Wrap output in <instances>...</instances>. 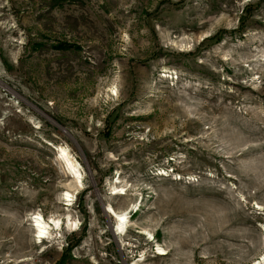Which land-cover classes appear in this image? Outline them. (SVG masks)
<instances>
[{
    "label": "rangeland",
    "instance_id": "rangeland-1",
    "mask_svg": "<svg viewBox=\"0 0 264 264\" xmlns=\"http://www.w3.org/2000/svg\"><path fill=\"white\" fill-rule=\"evenodd\" d=\"M263 253L264 0H0V264Z\"/></svg>",
    "mask_w": 264,
    "mask_h": 264
},
{
    "label": "bare ground",
    "instance_id": "bare-ground-1",
    "mask_svg": "<svg viewBox=\"0 0 264 264\" xmlns=\"http://www.w3.org/2000/svg\"><path fill=\"white\" fill-rule=\"evenodd\" d=\"M60 158L63 160L66 169L71 174L77 187L82 188V176L77 168V163L69 156L68 152L61 148L60 149ZM64 200L68 201L65 205L71 206L73 201V196L69 192H64ZM107 209V210H106ZM105 210L107 213L111 214L116 221V231L124 235L127 232V217L125 213L116 212L111 206H108ZM67 225L70 228L77 229L78 223L76 220H73L69 214H66L64 217H55L51 216L48 219L43 218L40 213H37L33 217L32 227L36 233V237L42 239H55L59 234V231L62 228V225ZM35 236V234H34ZM160 252L158 254H163L162 248H159ZM251 264H264V253L257 260L253 261Z\"/></svg>",
    "mask_w": 264,
    "mask_h": 264
},
{
    "label": "trees",
    "instance_id": "trees-1",
    "mask_svg": "<svg viewBox=\"0 0 264 264\" xmlns=\"http://www.w3.org/2000/svg\"><path fill=\"white\" fill-rule=\"evenodd\" d=\"M72 46V44H70V43H64L63 45H59V48H64V49H66V48H69V47H71Z\"/></svg>",
    "mask_w": 264,
    "mask_h": 264
},
{
    "label": "built area",
    "instance_id": "built-area-1",
    "mask_svg": "<svg viewBox=\"0 0 264 264\" xmlns=\"http://www.w3.org/2000/svg\"><path fill=\"white\" fill-rule=\"evenodd\" d=\"M34 234H35V241H36L37 243H42L43 241L46 240L45 238L42 239V238L36 237V233H34Z\"/></svg>",
    "mask_w": 264,
    "mask_h": 264
}]
</instances>
